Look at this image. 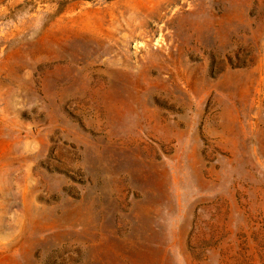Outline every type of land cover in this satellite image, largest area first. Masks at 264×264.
<instances>
[{"label": "rangeland", "instance_id": "1", "mask_svg": "<svg viewBox=\"0 0 264 264\" xmlns=\"http://www.w3.org/2000/svg\"><path fill=\"white\" fill-rule=\"evenodd\" d=\"M0 264H264V0H0Z\"/></svg>", "mask_w": 264, "mask_h": 264}]
</instances>
